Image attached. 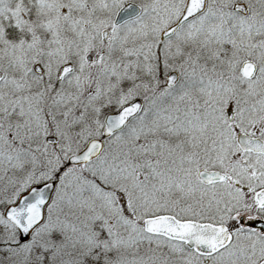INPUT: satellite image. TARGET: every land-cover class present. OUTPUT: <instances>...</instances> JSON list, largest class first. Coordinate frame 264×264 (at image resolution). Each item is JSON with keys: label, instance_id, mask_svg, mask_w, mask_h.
I'll list each match as a JSON object with an SVG mask.
<instances>
[{"label": "snow or ice", "instance_id": "1", "mask_svg": "<svg viewBox=\"0 0 264 264\" xmlns=\"http://www.w3.org/2000/svg\"><path fill=\"white\" fill-rule=\"evenodd\" d=\"M0 264H264V0H0Z\"/></svg>", "mask_w": 264, "mask_h": 264}]
</instances>
